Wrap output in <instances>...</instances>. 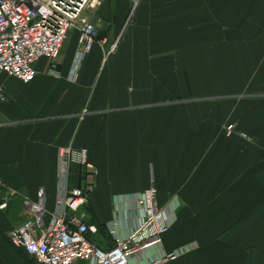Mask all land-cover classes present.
<instances>
[{
    "label": "crops",
    "instance_id": "1",
    "mask_svg": "<svg viewBox=\"0 0 264 264\" xmlns=\"http://www.w3.org/2000/svg\"><path fill=\"white\" fill-rule=\"evenodd\" d=\"M85 17L95 44L80 59L71 30L59 77L47 59L29 83L0 72V264H34L9 233L41 188L49 223L69 146L97 171L84 222L106 228L156 187L178 204L164 251L192 248L166 264H264V0H106ZM92 238L111 247L107 231Z\"/></svg>",
    "mask_w": 264,
    "mask_h": 264
},
{
    "label": "built area",
    "instance_id": "2",
    "mask_svg": "<svg viewBox=\"0 0 264 264\" xmlns=\"http://www.w3.org/2000/svg\"><path fill=\"white\" fill-rule=\"evenodd\" d=\"M105 1L0 0V72L29 83L37 75L35 62L47 59L53 64L50 74L59 77L55 63L69 32L79 30L78 56L82 59L96 41L95 27L85 15ZM111 49L114 51L115 46ZM6 100L4 90L0 89V101ZM234 129L235 124L225 127L227 134ZM75 167L82 170V183L77 185L72 184ZM96 174L88 149L70 146L59 149L56 206L49 213V223L44 221L46 196L41 188L34 202H26L27 220L9 233L11 241L23 247L34 264H131L137 255L152 251L156 255L140 264H166L192 249L164 251L163 235L173 224L178 204L160 206L156 187L124 200L121 218L106 227L111 247L107 250L99 247L92 239L99 228L84 222L80 213L94 190ZM131 218L136 219L132 226ZM123 228L127 230L125 234Z\"/></svg>",
    "mask_w": 264,
    "mask_h": 264
},
{
    "label": "trees",
    "instance_id": "3",
    "mask_svg": "<svg viewBox=\"0 0 264 264\" xmlns=\"http://www.w3.org/2000/svg\"><path fill=\"white\" fill-rule=\"evenodd\" d=\"M99 230H103V231H105L106 232V228H105V226H100L99 227ZM93 239V238H92ZM94 241V240H93ZM96 242V241H95Z\"/></svg>",
    "mask_w": 264,
    "mask_h": 264
}]
</instances>
